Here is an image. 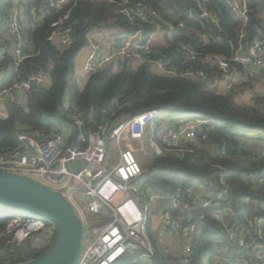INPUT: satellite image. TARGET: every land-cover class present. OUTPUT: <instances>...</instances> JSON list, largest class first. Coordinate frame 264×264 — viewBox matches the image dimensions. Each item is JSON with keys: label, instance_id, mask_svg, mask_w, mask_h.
Returning a JSON list of instances; mask_svg holds the SVG:
<instances>
[{"label": "built area", "instance_id": "built-area-1", "mask_svg": "<svg viewBox=\"0 0 264 264\" xmlns=\"http://www.w3.org/2000/svg\"><path fill=\"white\" fill-rule=\"evenodd\" d=\"M32 1V0H31ZM31 6L26 0H5L6 7L0 9V121L9 118L10 109L27 112L28 99L32 93L48 89L52 85L53 62L46 68L30 67L27 61L40 55V51L27 47L26 24L28 17L32 26L41 23L51 13H59L69 5L83 1L104 2L114 5L118 15L127 25L147 24L133 35L110 46L100 42H90V52L82 67L75 65L73 81L82 87L98 71L117 68L119 60H136L140 65L159 69L162 75L202 82L209 91L225 94L235 93V88L249 84L252 91L241 90L249 101L260 93L256 84L264 88V31H259L249 48L245 47L249 14L264 26V11L259 0H225L228 9L242 23L243 29L236 53L231 57H205L204 65H217L218 71L210 74L206 70H181L176 66L165 68L154 59V34L166 29L171 43L173 35L181 23L182 16L169 13V20L155 9L130 0H33ZM199 8L207 0H194ZM264 2V0H260ZM28 7V16L25 8ZM71 12L53 21L46 43L55 53L62 52L76 42L73 27L68 24ZM193 15L191 12L190 17ZM205 20L217 24L208 12L200 15ZM193 18V17H192ZM183 24L181 23L180 26ZM254 35V33H253ZM28 48V49H27ZM190 63H199L201 55L191 47L181 45ZM203 62V60H202ZM55 130L50 133L19 129L16 133L18 146L0 152V172L20 174L46 187L61 192L72 204L81 218L84 228V249L78 264H129L125 261L131 255L140 254L130 264H154L153 259L160 254H171L172 248L165 238L170 232L173 237H185L181 246V264H193L192 234L196 232L195 220L199 212H208L212 220L224 229L221 241L224 247L240 251H251V264H264V217L248 220L246 223L232 224L225 212H218L221 203L230 198L228 183L221 177L222 191L218 195H202L199 190L179 186L171 197L153 194L144 186V174L137 152L145 154L144 138L150 135L149 147L155 156L176 151L186 155L192 152L189 145L196 144L197 135L209 120L196 119L176 125L158 128L160 114L148 111L132 119L114 123L104 120L95 129L86 127L84 111L71 107L70 92L64 98V106L54 116ZM66 117V118H65ZM73 130L77 131L72 138ZM76 141L77 144H71ZM137 142L136 152L129 146ZM72 164H84L78 173L68 168ZM244 181L255 186L254 175H247ZM160 202L163 226L158 239L150 234L149 215L151 209ZM154 206V207H153ZM153 214V213H152ZM0 218H7V227L0 234V263L15 248L30 245L33 250L43 253L54 243L57 226L38 217L8 216L0 211ZM167 246V247H166ZM222 264V263H221Z\"/></svg>", "mask_w": 264, "mask_h": 264}, {"label": "trees", "instance_id": "trees-1", "mask_svg": "<svg viewBox=\"0 0 264 264\" xmlns=\"http://www.w3.org/2000/svg\"><path fill=\"white\" fill-rule=\"evenodd\" d=\"M26 1L29 6L34 2ZM130 1L147 5L168 20L169 13L182 16V26L175 22L178 28L173 35L174 43L154 48V59L165 68L176 66L185 71L206 70L210 74L213 70L218 71V66L204 65L205 57L228 58L237 51L243 23L231 13L225 0H207L202 8L194 0ZM259 2L264 11V2ZM5 7V0H0V9ZM68 11L71 12L68 24L73 27L76 42L70 48L55 53L53 47L46 43V37L51 23ZM191 12L193 15L190 17ZM203 12L210 13L217 24L201 18ZM105 26L126 30L125 34H118L119 42L133 35L141 26L153 31V27L147 24L127 25L118 15V9L104 2L83 1L69 5L59 13H51L35 28L31 17H28L25 29L27 47L33 45L40 55L28 60L27 65L34 69L46 68L52 61V85L30 95L27 112L10 109L9 118L0 121V152L18 146L16 133L22 127L44 133L55 130L50 118L63 108L67 91L70 92L71 107L90 114L85 117V124L91 129L107 119L116 123L148 111L159 112L158 129L196 119L209 120L210 124L203 127L202 134L197 135L196 144L189 145L192 152L184 156L172 151L152 158L143 177L144 186L165 198L171 197L179 186L199 190L202 195H218L222 191L223 176L230 189V198L227 203H221L217 211L225 212L232 224L263 218L264 149L258 152L256 160L248 156L244 161L246 154L243 150L247 147L243 138L259 134L264 137V94L258 93L254 100L244 104L239 101L243 97L241 90H237L250 88L252 91L249 84L240 85L232 94L215 93L202 82L157 74L154 67L135 66V60L131 59L117 61L116 69L110 67L96 72L80 87L73 81L78 55L88 44L89 32ZM254 29L257 35L264 31V26L255 24ZM245 35L248 37L244 44L249 48L254 37H249V29ZM181 45L195 50L201 55V61L190 63L183 53L180 54ZM76 134L77 131L73 130L72 138ZM71 144L77 142L72 141ZM247 175L256 177L255 186L244 181ZM194 223L197 228L192 234L193 264H251V251L223 246L221 236L225 229L212 220L210 213L199 212ZM7 224V218H0V234ZM43 253H35L30 245L15 248L0 264L23 263L37 259ZM139 256V253L129 255L125 261L132 263ZM162 258L157 252L153 263L163 264Z\"/></svg>", "mask_w": 264, "mask_h": 264}, {"label": "water", "instance_id": "water-1", "mask_svg": "<svg viewBox=\"0 0 264 264\" xmlns=\"http://www.w3.org/2000/svg\"><path fill=\"white\" fill-rule=\"evenodd\" d=\"M249 37L259 21L249 14ZM119 61V58H116ZM90 114L87 113L86 117ZM84 164L68 168L78 173ZM0 206L24 211L57 226L52 246L37 259L19 264H78L84 249L85 228L72 204L61 193L20 174L0 172Z\"/></svg>", "mask_w": 264, "mask_h": 264}, {"label": "rangeland", "instance_id": "rangeland-1", "mask_svg": "<svg viewBox=\"0 0 264 264\" xmlns=\"http://www.w3.org/2000/svg\"><path fill=\"white\" fill-rule=\"evenodd\" d=\"M25 13L28 16V7L25 8ZM120 31L121 34H125L126 30L124 29H118V28H111L108 26L105 27H97L92 29L89 32V39L90 42H100L102 44H105L107 46H110L112 42H114V36L115 34H117V32ZM154 41H158L159 39L162 40V44H165L166 46H170L171 40L169 38V34L166 31L165 28H163V30L161 31H157L154 34L153 37ZM89 44V43H88ZM87 44L86 47L83 48V50L80 52V54L78 55L77 58V62H76V66L80 65V67H82L85 63L86 57L88 55V53L90 52V46ZM156 45V43H155ZM162 46H157V49H160ZM134 61V60H133ZM135 60V63L136 64ZM140 63L138 62V65ZM156 73L157 74H161V71L159 69H156ZM256 86L258 87V90L261 94H264V88L261 85L256 84ZM239 101H241L244 104H248L249 100L247 99V97H241L239 99ZM167 119V118H165ZM160 123V122H159ZM167 123H164V126H166ZM158 129V128H157ZM159 130V129H158ZM150 135H146L144 138V142L142 143L145 149V154H142V152L140 153L141 150H139V144L137 142L133 143L131 146H129V149L131 151L136 152L139 150V152H137V158L139 159L141 168L144 172H147V168L148 166L151 164L152 158L155 156L154 153L152 152V150L150 149L148 143L150 140ZM244 139V143L246 145L247 148H244L243 153L246 154L245 159H243L244 161H247V157L249 156L250 158H252V160H256L258 155V152L260 153L264 148V137L263 135H247L246 137L243 138ZM254 140H261V142L257 141H253ZM145 168V170H144ZM154 207V206H153ZM163 208V204L160 202V204H158L156 207L151 209L150 215H149V220H150V225H149V229H150V234L152 236V238H154L155 240L158 239V235H159V230L162 228L163 226V221H162V216H161V211ZM0 211L6 213L8 216H19V217H31L34 216L33 214L24 212V211H20L17 209H13V208H8V207H4V206H0ZM153 213V214H152ZM34 217H38V216H34ZM40 218V217H38ZM167 243H170L171 248H172V253H171V257L174 255L178 254V262L177 261H173L172 259H169L168 262H172L171 264H181V256H180V250H181V246L185 243V237L178 235L176 237H173L172 234L169 232L165 238ZM35 253H38L37 250H35ZM163 264H169L167 262L163 263Z\"/></svg>", "mask_w": 264, "mask_h": 264}, {"label": "crops", "instance_id": "crops-1", "mask_svg": "<svg viewBox=\"0 0 264 264\" xmlns=\"http://www.w3.org/2000/svg\"><path fill=\"white\" fill-rule=\"evenodd\" d=\"M118 34H120V31H118L117 32V34H115V37H114V42L115 41H117V39H118ZM155 43H156V45H155ZM111 44H113V42L111 43ZM162 46V47H164V46H166L165 44H162V40L161 39H159L157 42L156 41H154V48H157V46ZM140 65V64H139ZM79 67H80V65H78ZM135 66H138V62H136V64H135ZM243 97H245L246 95H242ZM247 97V96H246ZM248 99V98H247ZM50 121L52 122V123H57V119L54 117V116H52V118H50ZM253 141H257V140H254V139H252ZM169 245H170V243H168ZM171 246V245H170ZM167 247V246H166ZM162 256H163V262L165 263V262H167V263H169V264H171L172 262H168L169 261V259H172L173 261H177L178 262V254L177 255H174V256H170L171 254H164V253H162L161 254Z\"/></svg>", "mask_w": 264, "mask_h": 264}, {"label": "clouds", "instance_id": "clouds-1", "mask_svg": "<svg viewBox=\"0 0 264 264\" xmlns=\"http://www.w3.org/2000/svg\"><path fill=\"white\" fill-rule=\"evenodd\" d=\"M43 219V218H42Z\"/></svg>", "mask_w": 264, "mask_h": 264}]
</instances>
